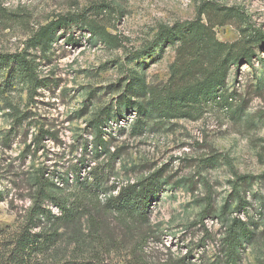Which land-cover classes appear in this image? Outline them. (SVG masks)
Listing matches in <instances>:
<instances>
[{"label":"rangeland","instance_id":"374dc122","mask_svg":"<svg viewBox=\"0 0 264 264\" xmlns=\"http://www.w3.org/2000/svg\"><path fill=\"white\" fill-rule=\"evenodd\" d=\"M74 14L81 20L55 25L44 52L31 43L41 28ZM194 21L208 30L188 26ZM254 31L264 34V0H0V53L26 52L46 81L34 92L16 72L0 71V229L7 238L26 221L34 179L70 175L83 160L82 177L106 167L102 229L92 233L85 218V249L63 243L49 259L101 254L108 264H128L132 234L129 249H104L129 225L105 211L106 196L160 173L165 185L148 222L150 264H264V45ZM199 34L206 75L226 61L230 108L208 104L198 120L167 119L162 99L179 93L170 79L197 55ZM249 47L251 65L243 58ZM129 100L151 112L141 127ZM234 220L249 230L232 261L224 240Z\"/></svg>","mask_w":264,"mask_h":264},{"label":"trees","instance_id":"16d2710c","mask_svg":"<svg viewBox=\"0 0 264 264\" xmlns=\"http://www.w3.org/2000/svg\"><path fill=\"white\" fill-rule=\"evenodd\" d=\"M80 20L81 15L74 14L62 19L58 24L51 23L41 28L31 39V43H34V47H41V51L44 52V49L49 48L53 41V35L56 31L53 29L55 25L67 27L78 23ZM185 25L187 24L182 26ZM199 25L205 31L208 30V27L202 22L194 21L188 26ZM86 28L91 34L96 31L93 27V21L89 22ZM254 32V38L257 42L262 39L259 45H264V34L258 31ZM195 37H197L195 42L193 40L192 42L197 44V49L199 48L196 52L197 55L190 56L192 60L190 63H186L185 68L181 66L174 68L170 79L172 88L179 93L176 96L162 99L161 103L164 105V113L167 119L188 118L198 120L202 116L204 107L208 104L230 108L232 98L225 83L226 61L214 65L206 75L207 70H204L203 65L204 54L201 50L203 35L199 34ZM175 39L177 36L173 40ZM182 42L185 43L186 40H182ZM217 44L221 45L218 42ZM182 57L181 61H185L188 59V54L184 53ZM244 57L251 65L253 60L252 47L246 49ZM7 68L30 81L33 84L32 91L34 92L46 82L39 80L36 73L37 65L35 61L28 59L26 52L0 53V71ZM134 93H136L135 89L129 95L135 99ZM127 106L129 109H135L138 114L135 127L143 126L147 121L146 119L150 117L151 112L148 110V106L135 100H129ZM96 154L95 159L98 160L99 153L96 152ZM82 166L84 169L87 167L83 160H79V164L74 166L70 175L69 172H65L49 178L44 173H40L34 179L36 190L32 196V205L20 231L11 238H7L5 230L0 229V264H108L105 260L100 259L99 255L101 254L94 256L89 254L92 255L90 258L82 254L68 260L48 258L49 254L57 251L61 244L67 242L68 244H75V248L85 249L87 239L82 238L81 230L85 218L92 233L99 235L98 232L102 229V224L97 219V215L101 213L100 208L102 209L101 196L108 195L109 192L106 167L101 168L100 165H96L91 168L86 177H82ZM60 183L62 187L59 186ZM164 185L161 174L154 173L139 182L129 183L121 187L116 195L106 196L103 205L105 211L129 225L119 243L110 239L109 243H105L104 249L108 250L114 247L129 249L131 242L127 243L126 236L132 234L135 243L130 248L131 258L128 264H150L146 253L150 233V226L148 225L150 206L160 197ZM2 197L3 194L0 193V199ZM52 208H56L59 214H55ZM248 230L246 223L239 220L233 221L224 240L228 259L235 261L237 247L242 244Z\"/></svg>","mask_w":264,"mask_h":264}]
</instances>
